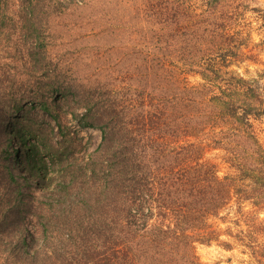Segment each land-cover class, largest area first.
Instances as JSON below:
<instances>
[{
    "label": "trees",
    "instance_id": "obj_1",
    "mask_svg": "<svg viewBox=\"0 0 264 264\" xmlns=\"http://www.w3.org/2000/svg\"><path fill=\"white\" fill-rule=\"evenodd\" d=\"M76 2L20 0L18 9H11L0 0V47H14L12 64L17 68L19 63L32 81H0L1 211L13 240V260L135 264L139 256L143 264H165L170 246L217 240V228L209 221L232 202L240 216H247L241 206L246 201L263 209L264 152L251 122H264V86L227 70L238 54L209 58L197 72L203 82L187 88L182 109L175 103L168 111L146 110L119 90L98 84L44 83L53 72L45 58L49 19ZM17 31L20 39H13ZM191 46L202 53L197 44ZM258 76L264 79V72ZM51 77L63 78L58 72ZM28 104L53 113L57 106L66 107L78 126L101 133L100 143L86 159L70 152L69 167L48 165L20 126V112ZM212 143L229 145L222 149L236 174L219 177L215 164L201 160ZM27 186L33 190L25 192ZM250 221L243 238L264 235V225Z\"/></svg>",
    "mask_w": 264,
    "mask_h": 264
},
{
    "label": "rangeland",
    "instance_id": "obj_2",
    "mask_svg": "<svg viewBox=\"0 0 264 264\" xmlns=\"http://www.w3.org/2000/svg\"><path fill=\"white\" fill-rule=\"evenodd\" d=\"M5 2L11 9H18L20 0ZM75 2L76 5H70L49 19L45 58L53 72L44 83L60 80L82 88L98 84L119 90L123 98L137 100L146 110L159 106L168 111L175 103L182 109L188 96L187 88L203 82L197 72H203L201 67L206 66L209 58L235 52L237 60L231 61L227 70L264 86V79L258 76L264 72V0ZM17 34L18 31L13 39H20ZM193 43L197 44L195 48L202 49L200 55L195 53ZM1 44L2 84L32 82L19 63H16L17 68L12 64L10 56L14 47L4 48L7 43ZM190 52L195 57L191 58ZM197 56L203 60L199 61ZM192 60L194 63H189ZM57 72L62 79L51 77ZM57 109L56 113L46 112L38 105L28 104L20 112L19 121L28 131L30 141L37 144L40 156L59 170L60 166L66 168L73 162L72 151L73 156L86 159L100 143L101 133L78 126L66 107L57 106ZM185 111L190 114L187 108ZM251 123L264 152V122L252 120ZM228 136L226 131L222 137ZM239 141L237 138L236 144ZM228 147L212 143L202 152L201 160L215 164L219 177L237 173L226 160L228 153L222 149ZM237 152L244 155L240 146ZM17 168L22 165L18 163ZM22 174L29 178L28 172ZM246 184L251 183L246 181ZM23 190L33 188L27 186ZM4 200L5 188L0 182V264H21L10 254L9 244L13 240L4 224L5 213L1 211ZM241 206L247 216H240L238 204L232 202L218 219H210L219 233L217 240L193 242L183 248L170 246L171 259L161 262L162 257H158V261L165 264H264V235H254L250 240L243 238L248 218L250 222L264 225V208L257 210L249 201ZM135 264H143V260L138 256Z\"/></svg>",
    "mask_w": 264,
    "mask_h": 264
}]
</instances>
